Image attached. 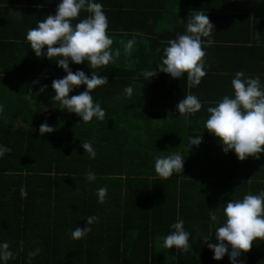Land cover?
I'll use <instances>...</instances> for the list:
<instances>
[{
  "label": "trees",
  "instance_id": "obj_1",
  "mask_svg": "<svg viewBox=\"0 0 264 264\" xmlns=\"http://www.w3.org/2000/svg\"><path fill=\"white\" fill-rule=\"evenodd\" d=\"M60 2L0 0V146L12 150L0 157V244L8 243L14 253L7 264H29L28 253L36 249L40 252L31 264H232L229 255L213 259L203 237L216 243L215 231L226 219L227 202L264 191V154L241 162L234 151L225 153L205 126L207 108L216 106L227 89L223 86L230 76L218 65L230 45L204 48L207 74L198 87L188 88L187 74L173 79L160 73L159 66L167 41L186 34V23L195 11L209 16L214 42L225 40L216 27L222 16L241 18L249 30L262 26L263 22H250V0H128L113 9L110 0H91L102 4L109 36L114 26L131 23L129 39L136 43L126 55L122 41L114 40L119 44L111 50L114 54L119 49V58L99 69H91L87 61L70 64L73 72L84 71L89 78L92 71L108 78L92 92L105 119L94 117L89 123L61 111L53 100L52 82L67 73L56 58H47L46 48L44 56L36 57L26 39L40 20L56 14ZM240 10L246 14L238 15ZM88 15L82 10L73 25ZM149 21L156 28L142 27ZM139 34L148 39L147 45ZM241 36L247 37L248 31ZM118 37L122 36H112ZM149 70L158 76L145 79L142 73ZM258 77L262 86L264 75ZM128 86L133 88L131 98L124 91ZM86 90L80 86L70 96ZM189 93L202 108L181 117L177 105ZM155 120H160L158 125ZM44 123L55 131L41 136ZM190 137H201L202 143L190 147ZM82 142L92 144L95 159L86 154ZM175 153L185 159L183 172L160 178L156 156ZM89 172L95 181L87 179ZM122 178L125 182H120ZM21 187L26 198L21 197ZM101 187L107 188L102 204L97 195ZM211 211H216L218 222L211 220ZM90 216L98 217L91 232L73 239L71 233L77 226L86 227ZM118 217L123 221L116 224ZM178 217L190 233L188 253L163 246V237L174 231ZM236 264H264V240L255 241Z\"/></svg>",
  "mask_w": 264,
  "mask_h": 264
},
{
  "label": "clouds",
  "instance_id": "obj_2",
  "mask_svg": "<svg viewBox=\"0 0 264 264\" xmlns=\"http://www.w3.org/2000/svg\"><path fill=\"white\" fill-rule=\"evenodd\" d=\"M82 10L89 15L73 25V21L77 20ZM107 30L108 20L102 4L91 0H61L55 15H48L39 21L37 27L27 32L26 39L35 56L38 58L44 56L46 48L47 58L49 60L56 58L59 67L67 73L64 78L52 82L55 91L53 100L59 102L61 111L66 109L67 112L82 118L83 123L91 122L94 117L104 121L106 113L99 104L94 103L92 92L106 85L108 78L97 75L95 71H92L89 78L84 71L73 72L70 64L81 65L87 61L91 69H99L110 62L114 63L120 56V50L116 49L113 54L111 46L114 41ZM213 32L214 25L210 22L209 16L202 11L193 12L186 23V34H178L176 39L167 41L169 46L164 51L165 58L159 66V72L177 80H181L187 74L188 88L198 87L207 74L204 48L215 43L211 38ZM135 43V39H129L124 43L126 55H131ZM142 75L145 79L158 76L155 70L145 71ZM231 84L234 98L225 95L216 106L207 108L210 114L205 125L207 132L219 139L225 153L234 151L241 162L249 157L258 160L260 155L264 154V90L260 78L257 76L245 79L244 73L238 71ZM80 86H86L87 90L70 96V93ZM43 91L42 88L41 92ZM124 91L129 98L132 97L131 86L126 87ZM201 108L202 104L191 93L177 105L181 117L195 115ZM0 111H3L2 107ZM39 131L43 136L53 133L55 129L44 123L40 125ZM202 139L190 137V147L199 146ZM81 146L90 158H96L97 153L90 142H82ZM11 151L8 147L0 146V157ZM184 164L185 159L179 153L158 155L155 158V172L160 178L169 179L174 174H181ZM87 179L92 182L96 180V176L89 172ZM20 194L22 198L27 197L24 187H21ZM97 195L99 203H104L107 188H99ZM223 214L226 219L222 226L216 228L214 237L216 243H208L212 239L208 235L203 239L213 251V259L220 261L225 255H229L232 264H236L242 253L251 251L255 241L264 240V191L258 195L247 194L242 200H230L223 208ZM210 218L213 222L219 220L216 211L210 212ZM97 220L98 217H88L87 226L84 228L77 226L71 233L72 238L75 240L84 238L91 232L90 225ZM172 228L174 231L163 237V246L168 249L175 247L183 253H188L191 250L190 233L185 231L183 219L178 217ZM39 252L40 249H36L28 253L29 264L31 258ZM13 256L14 253L8 243L0 244V260L7 264Z\"/></svg>",
  "mask_w": 264,
  "mask_h": 264
},
{
  "label": "crops",
  "instance_id": "obj_3",
  "mask_svg": "<svg viewBox=\"0 0 264 264\" xmlns=\"http://www.w3.org/2000/svg\"><path fill=\"white\" fill-rule=\"evenodd\" d=\"M111 9L117 7V4H124L128 3V0H110ZM250 22L253 24L257 22H263L264 24V0H250ZM246 14L243 10H240L238 15ZM254 16V17H253ZM143 28L148 27L152 28V25L156 23H152L151 21L141 23ZM257 26L251 30L246 28V23L244 20L237 16L229 15V18L222 16L219 21H216L217 31L219 32L221 39H225L224 42H215L212 46H216L218 44H225L230 45L227 46L225 49V55L222 60H219L218 70L226 73L230 76L229 80L223 86L227 88L222 92L221 96L228 95L230 98H234V89L232 88L231 81L235 78V74L238 71H242L244 73V78L247 79L250 76H258L263 74L264 75V25ZM160 28L163 26L159 25ZM115 29L122 30V32H118L114 30L110 31V37L121 35L122 37H118V39L114 40H121L124 45L127 40H129L130 30H132L131 23H121V25L114 26ZM241 27V28H240ZM248 31V38L249 41L246 42L245 39L247 37L241 36V33ZM242 37V38H241ZM138 39L142 41L145 45H147V38L139 34ZM229 39L228 41H226ZM118 41H114L112 47L118 45ZM223 47V46H219ZM158 49H156L155 54H157ZM263 82V81H262ZM152 88H156L153 85ZM264 86V82L262 83ZM261 86V87H262ZM264 90V89H262ZM153 95V93H152ZM153 97V96H152ZM160 120H155L154 124L158 125ZM127 187V186H126ZM127 204V203H126ZM125 204V205H126ZM116 224L118 222H122L123 219H116ZM114 224V226L116 225ZM112 226V227H114Z\"/></svg>",
  "mask_w": 264,
  "mask_h": 264
},
{
  "label": "rangeland",
  "instance_id": "obj_4",
  "mask_svg": "<svg viewBox=\"0 0 264 264\" xmlns=\"http://www.w3.org/2000/svg\"><path fill=\"white\" fill-rule=\"evenodd\" d=\"M253 17H254V16H253ZM120 182H125L124 178H122V179L120 180Z\"/></svg>",
  "mask_w": 264,
  "mask_h": 264
}]
</instances>
